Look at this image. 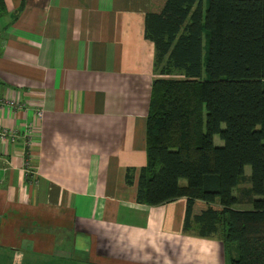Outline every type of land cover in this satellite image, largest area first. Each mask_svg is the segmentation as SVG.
<instances>
[{
    "label": "crops",
    "instance_id": "crops-1",
    "mask_svg": "<svg viewBox=\"0 0 264 264\" xmlns=\"http://www.w3.org/2000/svg\"><path fill=\"white\" fill-rule=\"evenodd\" d=\"M2 7L0 100L25 108L1 113L0 126L22 134L33 124L36 138L33 179L22 138L0 145V264H230L234 246L186 225V199L136 202L156 79L144 37L151 0Z\"/></svg>",
    "mask_w": 264,
    "mask_h": 264
},
{
    "label": "trees",
    "instance_id": "trees-1",
    "mask_svg": "<svg viewBox=\"0 0 264 264\" xmlns=\"http://www.w3.org/2000/svg\"><path fill=\"white\" fill-rule=\"evenodd\" d=\"M144 37L156 79L137 204L186 199V225L234 246L230 264H264V0H151ZM243 197L251 210H234Z\"/></svg>",
    "mask_w": 264,
    "mask_h": 264
},
{
    "label": "built area",
    "instance_id": "built-area-1",
    "mask_svg": "<svg viewBox=\"0 0 264 264\" xmlns=\"http://www.w3.org/2000/svg\"><path fill=\"white\" fill-rule=\"evenodd\" d=\"M24 105L16 100H0V115L4 111H8L11 114H16L22 112L24 110ZM36 119L42 118V113L37 112L35 114ZM20 137L24 141V153L26 155V163L24 168V175L27 179H33L35 176V172L31 167V151L35 146V128L33 124L27 125L22 134H17L16 132L7 130L0 126V145H14ZM8 164L3 161L0 156V171L6 170Z\"/></svg>",
    "mask_w": 264,
    "mask_h": 264
},
{
    "label": "rangeland",
    "instance_id": "rangeland-1",
    "mask_svg": "<svg viewBox=\"0 0 264 264\" xmlns=\"http://www.w3.org/2000/svg\"><path fill=\"white\" fill-rule=\"evenodd\" d=\"M206 2H207V0H205V7L204 8H206ZM205 45L206 44H205V41H204L203 42V48H204L203 49V66H204V62H205V53H206V46ZM214 140H215V143H216L217 146L218 145H222L221 141L217 137H215ZM250 176H251V170H250L249 167H247V168H245V177L248 180L250 178ZM185 185H186L185 181H181L180 182V186H185ZM242 188L243 189H247V188H249V185H247V183H244ZM234 210H237V211H249V210H251V208L250 207H238V206H236V207H234ZM234 257H236V256H234Z\"/></svg>",
    "mask_w": 264,
    "mask_h": 264
}]
</instances>
